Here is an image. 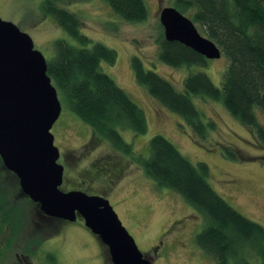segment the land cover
<instances>
[{
    "label": "rangeland",
    "instance_id": "obj_1",
    "mask_svg": "<svg viewBox=\"0 0 264 264\" xmlns=\"http://www.w3.org/2000/svg\"><path fill=\"white\" fill-rule=\"evenodd\" d=\"M56 1L80 15L81 30L93 43L102 42L117 51L116 63L102 61L101 68L146 114L147 132L120 129L134 150L148 157L150 139L158 134L165 136L193 163H207L211 171L209 182L214 189L245 216L264 226V163L261 162L264 147L257 144L251 129L236 119L222 102L192 95L196 107L216 124L215 128H209L205 138H197L182 117L161 105L135 78L131 60L137 55L146 68L168 79L179 90H183L185 77L196 71L207 73L217 86H222L228 67L224 53L220 58L210 59L207 67H173L160 60L158 40L164 34L160 11L167 5L177 7V0H145L149 15L142 22L122 19L105 0ZM43 3L44 0H0V17L29 33L35 48L51 59L55 40L62 38L80 44L52 15L45 13ZM195 11L192 8L186 15L192 18L190 14ZM195 25L208 37L202 25L196 22ZM62 105V113L52 128L55 144L62 154L60 163L65 168L62 189H80L107 197L153 264H215L195 243L204 225L203 215L176 192L158 189L139 163L115 149L109 141L95 139L92 128L63 101ZM258 115L264 123V116L260 112ZM228 148L234 152L241 150L249 158L233 159ZM29 232L34 233L33 223ZM44 233V264H52V255L57 256L58 264H109L106 247L81 217L74 222H62L56 231L50 225ZM247 251L250 256L254 254ZM253 261L261 264L258 258Z\"/></svg>",
    "mask_w": 264,
    "mask_h": 264
},
{
    "label": "trees",
    "instance_id": "obj_2",
    "mask_svg": "<svg viewBox=\"0 0 264 264\" xmlns=\"http://www.w3.org/2000/svg\"><path fill=\"white\" fill-rule=\"evenodd\" d=\"M105 1L126 21L148 18L145 0ZM176 5L185 14L194 8L191 19L202 25L205 34L226 54L228 67L222 86H217L207 73L196 71L185 77L183 90H179L146 68L137 55L131 60L136 80L161 105L182 117L195 137L205 138L216 124L196 107L192 95L222 102L264 147V123L258 115L260 112L264 116V0H177ZM43 7L80 44L57 39L53 43L54 56L47 59L48 74L68 108L92 128L95 139L109 141L139 163L158 189L176 192L203 215L204 225L195 243L215 264H256L253 259L257 258L264 264V226L245 216L214 189L207 163H193L160 134L150 139L148 157L137 153L122 136L120 129L147 132L148 122L144 110L101 68L102 61L116 63L117 51L102 42L93 43L81 30L80 15L56 0H44ZM158 41L159 58L167 65L209 64L205 56L178 41H168L164 34ZM234 150L228 148L233 159L249 158L241 150ZM247 250L254 254L250 256Z\"/></svg>",
    "mask_w": 264,
    "mask_h": 264
},
{
    "label": "water",
    "instance_id": "obj_3",
    "mask_svg": "<svg viewBox=\"0 0 264 264\" xmlns=\"http://www.w3.org/2000/svg\"><path fill=\"white\" fill-rule=\"evenodd\" d=\"M160 22L168 41L209 60L222 56L219 46L177 7L164 6ZM62 109L44 53L29 33L0 17V155L5 166L46 214L72 222L81 217L108 247L113 264H153L107 197L62 189L65 168L52 132Z\"/></svg>",
    "mask_w": 264,
    "mask_h": 264
},
{
    "label": "flooded vegetation",
    "instance_id": "obj_4",
    "mask_svg": "<svg viewBox=\"0 0 264 264\" xmlns=\"http://www.w3.org/2000/svg\"><path fill=\"white\" fill-rule=\"evenodd\" d=\"M30 213H33L32 218ZM62 222L69 221L49 216L38 202L22 190L19 177L5 166L0 155V264H44L42 256L44 231L50 225L56 231ZM32 223L34 233L29 232ZM98 240L100 241L99 238ZM103 245L106 247L104 252L109 264H112L108 247ZM193 249L196 252V249ZM154 252L156 256L159 255L157 249ZM52 256L51 263L58 264L57 256ZM148 258L151 260V257Z\"/></svg>",
    "mask_w": 264,
    "mask_h": 264
}]
</instances>
